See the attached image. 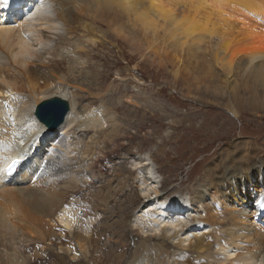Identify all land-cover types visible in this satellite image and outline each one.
I'll return each mask as SVG.
<instances>
[{
    "label": "bare ground",
    "instance_id": "obj_1",
    "mask_svg": "<svg viewBox=\"0 0 264 264\" xmlns=\"http://www.w3.org/2000/svg\"><path fill=\"white\" fill-rule=\"evenodd\" d=\"M166 1L20 0L17 9L12 11L13 13L0 14V264H26L21 257L19 248L27 241L23 247L26 252L25 259L33 262V256L39 255V252L32 251L36 243L35 238L31 237H36V235L34 232L30 233L31 235L26 233L29 236L24 232L34 230V222L37 220L34 219L41 217L47 210L54 213L61 209L68 202V198L72 196L85 199L84 204L100 207L98 206V195L101 191L97 189L103 188L105 182L113 179L112 175L115 170L119 172L116 175L118 176L116 180L120 184L119 189L114 191L115 197L122 196L119 199L125 198L128 204L130 203L128 216L132 217L135 213V219L141 224V234L144 235L141 242L133 243L136 248H132L130 254L126 253L128 256L123 257L126 264H131L132 261L133 264H137L136 262L139 264H172V262L174 264H264V153L259 151L260 149L254 142L242 141L235 148L236 142L235 146H232L234 148L223 149L218 162L213 163L210 167L207 166L204 175L196 181L202 183L192 186L189 189L190 197H185L184 202L180 201L175 206L173 202H169V198H165L160 181H156L158 177L149 157L143 158L139 162L138 160L133 161L136 158L134 152L125 151L122 155L121 153L115 154L113 144L123 139L115 130L120 129L121 125L115 124V122L119 123L116 118L118 115L113 113L110 106L103 103L104 96L71 83L79 84L81 81L83 82L84 75H90L91 86L99 88L103 86L95 73V70H99V68L95 65H92L91 68L88 61H85L87 54L85 45L93 42L96 44L92 32L86 28L83 32L76 31V25L73 24L75 20L70 18L77 8L80 14L78 20L82 15L85 18H90L91 21L101 18V13L107 15L109 20L112 19L111 28H113V23L119 25L120 29L125 30L122 32V38L129 41L130 44L137 43V45L135 44L138 46L137 48L145 49L147 44H139L143 43L142 39L146 38V42L152 40L151 45L148 43L149 47H147V51L145 50L146 53L152 51L155 46L153 45L154 37L162 34V25L172 24L173 30L165 27L166 32L163 33L168 36L166 38L168 41H165L168 50L165 54L173 57L175 54L172 52L176 53V47L179 49H177V53L180 54V57L176 55V58L171 59V67H173L171 72L176 80L189 77L185 79L192 86L188 95L191 96L194 93L195 96H198L195 98L200 101L202 99L216 106H222L217 109L225 114H227L225 111H232L237 115L242 114L237 104L240 107L244 104L242 108L251 111L264 112V0ZM15 2L16 0H5L3 5L0 4V12L12 8L11 6ZM139 4L140 6L141 4L147 5V8H143L148 12L142 10L143 12L140 14L136 13L139 10ZM181 7L187 8L189 16L181 13L180 15L184 16L180 17L177 14L179 11L176 8L180 9ZM53 9L56 12V17L51 18ZM182 11L185 10L180 12ZM132 12L136 16H133ZM6 15L11 18H7ZM131 16L134 17L133 23L130 22ZM19 20L25 22L26 30L20 27L17 34L14 27L13 29L11 27ZM61 21L71 23L70 25L65 24L72 28V32L69 33L71 35H68L69 37L58 36L57 40H53L50 34L60 28V23L64 25ZM160 21L164 23L160 24ZM167 26L169 27L168 24ZM13 32L16 34L12 35ZM116 33L118 34L117 31ZM80 34L83 37H80ZM26 35H30V37ZM139 37L142 38V41L137 42L136 38L139 40ZM182 39L184 40L181 42ZM189 39L192 42L196 39L193 42L196 44L197 40L198 43H203V39H207L209 41L207 43L211 44L210 50L213 53L216 49L218 50L217 55L212 54L211 56L215 60V65L221 68L222 76H216L217 73L215 74L211 65L196 62L195 58L201 51V44L200 46L194 44L196 46L195 53H188L190 57H183L182 53L184 47L188 45ZM51 43H54L52 48L54 50L44 52L43 48ZM156 45L159 46V44ZM3 47L7 49L10 57L7 58L2 54L1 48ZM69 50H73L71 59L61 55L64 51L68 52ZM210 50L205 52L210 53ZM202 51L204 52V50ZM219 56H224L226 61L223 62V58H219ZM165 58L167 59V57ZM191 59H194V62ZM66 60L75 64L77 69L69 67L62 70L59 65ZM44 62L47 63V66L43 64ZM51 62L56 64V67L58 66V73H55V70L50 66ZM10 63L18 69L22 80L27 81V84L23 82L28 87L27 91L22 89V85L17 86L18 83H21L17 82L20 77L15 76ZM158 65L160 67L164 64L159 62ZM86 68L91 71L87 72ZM100 74L102 73L100 72ZM51 78L56 79L57 87H53L54 89L50 90L49 94L51 96L54 92L53 94L56 95L45 99L39 98L36 91L42 89V85L46 86L47 83L46 88L44 86L45 92H47L53 83ZM48 79L51 81L46 82ZM33 93H35L34 98L29 100ZM201 94L207 99L200 98ZM82 95H85L82 98L85 105L79 106V99ZM53 98L69 101V110L64 123L56 130L57 134H49V136L47 135L48 128L39 121L37 112L39 107ZM203 101L201 103H205ZM217 109L212 110L218 112ZM124 113L127 114V112ZM140 116L135 115L134 117L139 123L141 122V125L149 124L146 117ZM80 117L81 119L85 117V120H81ZM161 118L164 120L163 116ZM136 125L138 124L136 123ZM63 132L64 135H62ZM224 132L225 136L227 131ZM72 135L82 139V146L79 149H72L67 155V150L63 146L67 141L60 147L54 145L53 142L52 150L55 152L52 151L47 161L39 160L42 153L47 150V146L50 145L48 141H52L54 137L58 136L55 142H60L59 140L67 139ZM43 142H45V146L37 154L38 160L24 164L13 178L6 177L5 166L17 159H22L26 155L23 154L24 151L31 152L33 149H38ZM123 144L125 145V141ZM70 155H73L72 159L74 158L70 161L71 164L80 165L86 160L92 161L90 172L94 175L88 174L92 179L91 182H83L81 177L85 174L79 173V171L74 172L71 178L63 179L68 175H65L63 170L57 167L61 164L55 163L68 161ZM122 156H124L123 159L120 158ZM128 165L131 167L129 168ZM144 170L146 171L145 176L150 179L141 177V188L140 190L136 189V192L130 181L135 179L133 182L136 184L135 173H143ZM46 171H50V174ZM107 176L109 179L106 178ZM253 177L259 181L258 185L255 183V179L250 180ZM208 180H210L208 185H204L203 183ZM50 181L52 183L48 184ZM202 184L204 187L201 186ZM252 187L256 190L257 196L250 205L249 200L254 195L248 191L252 190ZM104 194L106 195V193ZM108 195L107 198L105 197L106 199H103V207H110L113 202V195L111 197ZM207 197L212 199V203L205 204ZM20 201L26 205L25 210ZM255 203H257L256 207H254ZM16 204H19V207ZM123 211H126V208H123ZM23 216L25 219L27 218V221L25 220L24 225L20 226L24 220V218L21 220ZM123 217L127 218L126 213ZM141 219L142 221H140ZM41 220H37V223ZM70 220L68 219L66 223L71 225ZM258 220L261 221L259 224ZM213 221L215 223L211 224L210 222ZM42 224L44 225V221ZM137 224V228L134 227L135 224L132 228L139 229ZM70 225L72 231L74 225ZM147 234L148 236H146ZM92 236L95 237L94 234ZM45 238L44 236L43 239ZM80 238L85 239L84 237ZM173 242L178 243L175 245ZM207 244L208 246H206ZM173 249L175 251H172ZM80 250L82 252L81 248ZM110 251L111 249H109ZM97 252L100 253V251L94 253ZM186 254L189 255L188 258L182 260L181 256ZM114 255L116 254L113 251ZM217 257L222 258L217 259ZM115 260L121 259L119 257Z\"/></svg>",
    "mask_w": 264,
    "mask_h": 264
},
{
    "label": "rangeland",
    "instance_id": "obj_2",
    "mask_svg": "<svg viewBox=\"0 0 264 264\" xmlns=\"http://www.w3.org/2000/svg\"><path fill=\"white\" fill-rule=\"evenodd\" d=\"M143 7L147 8V5L143 6V4H141L140 6L139 4V10H137L136 13L140 14V12L143 11L148 12ZM119 8L120 7L118 6V9ZM181 8L180 9L176 8L179 11V13L177 14L180 15L182 13V14H186L185 16H189L187 14L188 13L187 8L186 7H181ZM77 10L78 9L76 8V12L72 16H70V18L75 20V23L73 24L76 25L77 28L76 31L83 32V30L86 28L92 32V35L94 37L93 40L95 41L96 44H94V42L90 44L88 40H86L89 44L85 45L87 49L85 61H88L89 66L91 68L92 65H95L97 68H99V70L98 69L95 70V73H97L99 77L98 79L99 81L101 80L103 86L101 88L95 87L93 85L91 86L90 75H84L83 82L81 81V83L79 84H77V82H71V83L73 85H77V86L79 85L82 88H88L90 89V91H94L97 94H101V96H104L103 103L110 106V108L113 110V113L118 115L116 116V118L118 119V122L120 124L116 122L115 124L121 125L120 129L118 130L114 129L115 132L118 131L119 133L118 132L117 133L121 135L123 138L122 140L120 139L113 144V150H115V154L121 153L122 155L125 153V151H129L131 153L134 152L136 158L133 161L138 160L139 162H141L143 158L149 157L152 161L154 170L158 177L156 181H160L161 185H163L162 192L163 194L165 193L166 199L169 198L173 200L176 198L183 197L181 199L185 200L187 197H190L189 189L198 183L199 184L202 183L201 181L199 182L196 181L199 180L202 175H204L206 171L205 170L206 167L207 166L210 167L211 165H213V163L218 162V159L220 157L219 155L222 153V150L227 147L234 148L232 146H235L236 142L237 143L235 148L238 146L237 144H239L242 141L243 142L252 141L260 149L259 151L261 153H264V112L251 111L248 110L247 108H242L244 104H242L241 107L240 105L237 104L242 114L237 115L232 111L231 112L225 111L227 113L225 114L217 109L218 107H222V106L220 105L216 106L215 104L203 101L202 99L201 101L205 103H201V101L198 98H195L198 96H195L194 93H192L191 96L188 95L189 89L191 90L192 86L185 79L189 77L185 79H177V80L174 78L171 72L173 69V67H171V63H172L171 59L173 57L176 58V55L180 57V54L177 53L178 52L177 47H176V53L172 52L173 54H175V56L171 57V55L168 56L167 54H165L166 51L168 50L165 43V41L166 42L168 41V39L166 40L168 36H166V34H163L166 32L165 27L170 28L171 31L173 30L174 27L172 26V24L167 23L169 25L168 27L167 24L164 25L163 24L164 22L160 21V24H163L162 34L164 36L162 34H159V36L154 37L153 45L155 46H153L152 51L146 53L145 50L147 51V47H149V44L150 43L152 44V40L149 39L150 42L149 41L146 42V38L145 40L141 38L143 40V43L141 42L139 44H143V45L147 44L146 47L144 46L145 49H143L144 50L143 51L142 50L143 47H141V49L137 48L138 47L136 46L137 43L130 44L129 41L127 42V40H124L122 38L123 36L122 32L125 30L120 29L118 27L119 25L117 26L115 23H113V28H111L112 19L110 18L111 20H109V17L107 15L101 13L100 17L101 16L102 17L96 21H91L90 18L87 17L85 18L82 15L81 18L83 19L80 18L78 20L77 18L80 17V14ZM181 10H185V11L180 12ZM133 16H136L135 13H133ZM133 16H131V21H130L131 23L134 22ZM182 16L184 15H180V17ZM50 17L51 18L56 17V12L54 11V9ZM155 19L157 20L158 18ZM24 23H25L24 21L19 20L11 28L13 29L14 27L16 33L17 31H19L20 27H23L24 30H26ZM63 23L64 25L62 23L59 24L60 28L57 29V31L50 34L53 40H57L58 36L69 37L71 35L69 33L72 32V28L70 26H65V24L70 25L71 23H65V22ZM108 26L110 29L108 28ZM116 26L117 28H115ZM131 26L133 25L131 24ZM116 31L120 35H118ZM16 33L13 32L12 35ZM26 36L30 37V35H26ZM171 36L173 35L171 34ZM80 37H83L82 34H80ZM160 37L163 40L165 39L164 42ZM141 39L140 37L139 40L138 38H136L137 42L142 41ZM196 39H194L193 42H195ZM183 40L184 39H182L181 42ZM203 41H204L203 43H198L197 40V44H196L189 39L188 45L184 47V52L182 53L183 57L184 58L190 57L188 53L194 54L196 51L195 45L200 46L201 44L202 45L200 46L201 51L199 52V55L195 58V60L197 59L196 62H201L208 66L211 65V68L213 69L215 74L216 73L218 74L219 72V74L218 75L216 74V76L219 77L222 76V74L220 73L222 71L221 68L218 67V65H215V60H213V57L211 56L212 54L217 55L218 50L216 49L213 53L210 50L211 44L207 43L209 41L207 39H203ZM190 43L192 46L190 45ZM156 44H159V46ZM189 45L191 48L189 47ZM53 47H54V43H51L47 45L46 48H43V51L48 52L52 50ZM186 47L187 49H185ZM158 49L160 51H157ZM202 50H204V52ZM208 50H210L211 52L207 53ZM72 51L73 50L71 51L69 50L68 52L64 51L63 53H61V55L71 59L70 57H72L71 55ZM1 52L7 58L10 57L9 52H7V49L5 47L1 48ZM202 54L204 57L202 56ZM164 56L167 57V59ZM220 57L221 56H219V58ZM221 58H223V62L226 61V59H224V56H222ZM67 60L63 64L59 65L61 69L65 70L71 67L72 69L76 70L77 66L75 64H72L71 62L70 63L67 62ZM191 60H193L194 62V59ZM159 62L163 63L164 65L159 67L158 65ZM185 63L188 64V62ZM43 64L47 66L46 62H44ZM168 64L170 65L168 66ZM11 65H12L11 68L14 71L15 76L16 77L19 76L18 69H16V67H14L13 64ZM55 65L56 64H52V62L50 64V66L55 70L54 72L58 73V68H57L58 66L56 67ZM86 71L90 72L91 70L86 68ZM59 72L61 73V71ZM100 72L102 74H100ZM20 78H18L17 82L20 81L21 83H18L17 86L22 85V89L27 91L28 87H26L25 85L27 84L26 83L27 81L22 80V77ZM51 79H48L46 82L51 81ZM129 79H134V80H129ZM23 82H25V84ZM51 82H53L51 83L52 84L50 86L51 88L49 87V90L46 89L48 93L45 92L47 83L46 86L42 85L43 86L42 89H38V91H36L37 94H39V98L45 99L48 97L50 98L53 95H56L53 94L54 92L52 93L51 96L49 94L51 92L50 90L57 87L56 79H52ZM105 91H107V93H105ZM46 93L49 95L47 96ZM34 94L35 93H33V95L29 97V100H32L34 98ZM22 96L25 95L22 94ZM84 96L85 95H82V97H80L79 106L85 105V103L82 100ZM199 97L207 99L203 94L199 95ZM132 98L134 99L130 100ZM39 102H41L40 99ZM207 107H211V108L206 109ZM11 109L12 107L10 108V110ZM212 109H217L218 112ZM124 112H127V114ZM135 115L137 116L141 115L140 117H146L147 121H149V124L141 125V122L139 123L137 118L134 117ZM161 116L164 117V120L161 118ZM82 119L85 120V117L84 118L82 117ZM136 123L138 125H136ZM224 131H227L225 136H224L225 134ZM64 134L65 133L63 132L62 135ZM176 136H178V138H176ZM57 139L58 136L54 137L52 141H49L50 145L47 146V153H46V154L49 153V156L53 151L52 150L53 144L54 145L56 144L60 147L62 143H65L67 141L63 145L67 150V155H69L72 149L77 150L79 149V147L82 146V139L79 138L78 136L72 135L67 139L59 140L60 142L58 141L55 142V140ZM124 141H125V145L123 144ZM118 148L121 150H119ZM60 154L61 153L59 152L58 155L60 156ZM76 154H78V152H76ZM76 154L74 155V158ZM72 156L73 155L68 156L70 158L68 160L69 162L67 160L66 161L64 160V163L63 161L62 162L60 161V163L59 162L55 163L57 165L61 164L62 166L58 165L57 167L62 169L65 175H68L67 177L65 176L64 179L71 178L74 172L79 171V173L82 172L85 174L83 177H81V180L83 182L86 183L91 182L92 179L90 178V176H88V174L91 173L90 166L92 164L90 163L92 161L90 162V160H86L85 163L83 162L80 165H75L74 163L71 164L70 162L71 160L74 159L71 158ZM123 157L124 156L120 158L123 159ZM109 165L112 166V164ZM100 167L103 166L100 165ZM128 167L130 168L131 165H128ZM117 168L119 169V167ZM92 174L93 173H91V175ZM118 174L119 172L115 170V172L112 175L113 179H109V177L107 176L106 178L109 179V181L105 182L106 184L103 182L105 184L103 188L97 189L101 191V193H99L98 195V202H99L98 206L100 207H92L88 203L84 204L85 199L81 197L72 196L68 198V202L63 207H61V209H58L56 212L54 211L53 213L51 210L49 211L47 210L41 217H39L40 219L35 218L34 220L36 219L41 220L42 218V220L44 221V225L42 224L43 223L42 220H41L42 222L38 221L40 224L37 223L36 220V222H34L35 225L33 226L34 230L28 232L25 231L24 233L32 234L34 232L36 237H31V238H35L34 240L36 244L32 251L39 252V255L33 256L32 258L33 262L29 259H25L26 252L23 250V247L24 244H26L28 241L25 242L19 248L21 257L25 261V263L26 264H32V263L33 264H126V262H124L123 257L125 255L128 256L132 251V248H136V245H134L133 243L141 242L144 239L143 238L144 235L141 234L142 233L141 224L135 219V213L134 216L132 217L128 216V214L130 213L128 208L130 203L128 204L125 198L119 199V197L122 196L115 197L114 191L117 190V188L119 189L120 187L118 180H116L118 179V176H116ZM145 174H146L145 170L143 171V173L141 172H139L138 174L135 173L134 178H137L136 184H134L133 182L135 181V179L130 181V183L133 185V188L135 189L134 191L137 192L136 189L138 188L140 190L142 184V181L140 179L141 177H143V179L149 178L145 176ZM254 177L251 178L250 180L255 179L254 180L255 183L258 185L259 181ZM209 182L210 180L205 181L203 184L207 186ZM51 183L48 182V184ZM203 184L201 185L202 187H204ZM251 189H252L250 190L251 192L250 191L248 192L252 193L254 196L251 200H249L250 205L251 203H253L252 201H254L255 197L257 196L255 194L256 190L253 189V187ZM107 192L110 195H108ZM104 193H106V195ZM107 195L109 197L113 195V202L110 205V207H103L104 205L103 199L105 197L107 198ZM181 199L180 201L182 202ZM21 202L22 201H20V204ZM208 203L209 204L212 203V199L210 197H207L205 201V204ZM122 205L123 206L126 205V206L123 207ZM16 206L19 207V204H16ZM21 206H23L25 210L26 205L24 204V202H22ZM121 208L122 210L123 208H126V211L123 212L126 213L127 218L123 217L124 213L122 212V210H120ZM249 209H251V207H249ZM152 214L154 213L152 212ZM44 215L49 217L45 216L46 217L45 218ZM23 218L24 216L22 217L21 220H23ZM68 219L77 221L75 223L74 221L70 220L71 225L72 224L74 225L77 232L75 231V228L73 226L71 231V227H69L70 224L66 223ZM25 220L27 221V218L26 219L24 218L23 223L22 224L20 223V226L24 225V223L26 222ZM31 220L34 221L32 218ZM140 221H142V219ZM210 223L213 224L215 223V221ZM66 224L69 225L67 226ZM136 224L138 225V228L141 229L140 231L139 229H135L137 228ZM132 226H134L135 228H132ZM148 228L150 227L148 226ZM23 231H24V227H23ZM40 232L42 235L39 234ZM93 234L95 235L94 238L92 236ZM98 234H100L101 236H96ZM29 236H25V237L28 238ZM40 236L42 237L41 239ZM44 236L46 237L45 239H43ZM146 236H148V234ZM80 237H84L85 239H81ZM31 238H29V240H31L30 242L33 243ZM177 243L178 242H173V244L175 245ZM206 246H208V244ZM80 248L82 249V252ZM109 249H111L110 252ZM96 251H100V253L98 252L94 253ZM113 251L116 254L114 256H113ZM172 251H175V249H173ZM176 251L178 250L176 249ZM126 253L129 254L127 255ZM85 254H86V258H85ZM188 256H189L188 254L183 255L181 256V259L185 260L188 258ZM119 257L121 260L116 261L115 259ZM218 258L221 259L222 257H217V259ZM121 261L123 262L121 263ZM136 263L139 264V262ZM131 264H133V261L131 262ZM172 264L174 263L172 262Z\"/></svg>",
    "mask_w": 264,
    "mask_h": 264
},
{
    "label": "water",
    "instance_id": "obj_3",
    "mask_svg": "<svg viewBox=\"0 0 264 264\" xmlns=\"http://www.w3.org/2000/svg\"><path fill=\"white\" fill-rule=\"evenodd\" d=\"M69 103L61 98H53L39 107L37 116L51 133L62 126L68 114Z\"/></svg>",
    "mask_w": 264,
    "mask_h": 264
}]
</instances>
